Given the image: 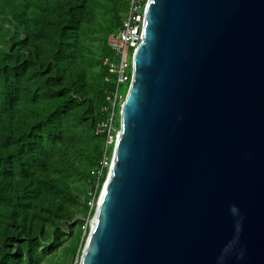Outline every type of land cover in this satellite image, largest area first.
Segmentation results:
<instances>
[{
	"label": "water",
	"instance_id": "water-1",
	"mask_svg": "<svg viewBox=\"0 0 264 264\" xmlns=\"http://www.w3.org/2000/svg\"><path fill=\"white\" fill-rule=\"evenodd\" d=\"M79 264H264V0H148Z\"/></svg>",
	"mask_w": 264,
	"mask_h": 264
},
{
	"label": "trees",
	"instance_id": "trees-1",
	"mask_svg": "<svg viewBox=\"0 0 264 264\" xmlns=\"http://www.w3.org/2000/svg\"><path fill=\"white\" fill-rule=\"evenodd\" d=\"M129 8L0 0V264H75L82 255L114 151L115 132L104 127L113 117L120 129V103L108 99L117 88L109 38Z\"/></svg>",
	"mask_w": 264,
	"mask_h": 264
},
{
	"label": "built area",
	"instance_id": "built-area-1",
	"mask_svg": "<svg viewBox=\"0 0 264 264\" xmlns=\"http://www.w3.org/2000/svg\"><path fill=\"white\" fill-rule=\"evenodd\" d=\"M126 1L130 3V8L123 27L109 38V45L116 53V60L107 59L105 61L109 66L110 73L117 76V88L113 94H109L108 96V99L113 103L114 107L123 99V96L120 94L122 85L127 83L131 78L130 68H132L133 54L143 37L145 12L148 4V0ZM112 126L113 117L110 119V123L106 124L104 128L106 129L108 127L109 133H112ZM110 138H114L112 134ZM109 142L112 143L113 140ZM107 165L109 164L107 159H105L102 163V168ZM101 171H99V174Z\"/></svg>",
	"mask_w": 264,
	"mask_h": 264
},
{
	"label": "rangeland",
	"instance_id": "rangeland-1",
	"mask_svg": "<svg viewBox=\"0 0 264 264\" xmlns=\"http://www.w3.org/2000/svg\"><path fill=\"white\" fill-rule=\"evenodd\" d=\"M126 85H127V83H124V84L122 85V87H121V92H122V93H123V91H124ZM124 100H125V97L121 100V102H120V106H121V104H123ZM120 109H121V107H120ZM111 129H112L113 131H115V135H114V138H113V139L110 138V141L112 142V140H113V144L115 145V142H116V139H117V137H118V134H119L120 129H116L114 125L112 126ZM112 158H113V155H112ZM111 160H112V159H111ZM111 163H112V161H111ZM107 176H108V174H107ZM107 176H106V179H107ZM105 181H106V180H105ZM105 181H104V183H103V186H104V184H105ZM103 186H102V189H103ZM102 189H101L100 194H99V196H98V198H97V201H96L97 203H98V200H99V198H100V195H101ZM93 193H94V191H93ZM94 214H95V213H94ZM93 217H94V215H92V217L88 220V224H89L90 227H91V224H92V221H93ZM80 260H81V255H80V257L76 260L75 264H79V263H80Z\"/></svg>",
	"mask_w": 264,
	"mask_h": 264
}]
</instances>
